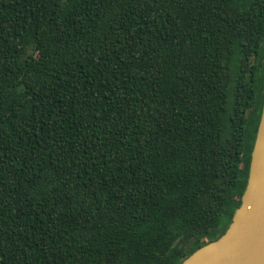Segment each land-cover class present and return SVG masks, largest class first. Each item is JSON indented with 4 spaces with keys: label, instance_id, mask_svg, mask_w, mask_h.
I'll return each mask as SVG.
<instances>
[{
    "label": "trees",
    "instance_id": "obj_1",
    "mask_svg": "<svg viewBox=\"0 0 264 264\" xmlns=\"http://www.w3.org/2000/svg\"><path fill=\"white\" fill-rule=\"evenodd\" d=\"M263 105L264 0H0V264H182Z\"/></svg>",
    "mask_w": 264,
    "mask_h": 264
},
{
    "label": "water",
    "instance_id": "obj_2",
    "mask_svg": "<svg viewBox=\"0 0 264 264\" xmlns=\"http://www.w3.org/2000/svg\"><path fill=\"white\" fill-rule=\"evenodd\" d=\"M182 264H264V105L241 205L227 230Z\"/></svg>",
    "mask_w": 264,
    "mask_h": 264
}]
</instances>
